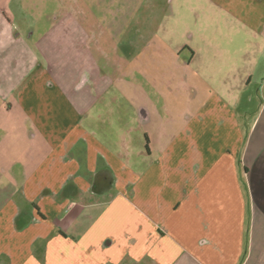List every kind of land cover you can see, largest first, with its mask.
I'll return each mask as SVG.
<instances>
[{
	"label": "crops",
	"instance_id": "0c3cea01",
	"mask_svg": "<svg viewBox=\"0 0 264 264\" xmlns=\"http://www.w3.org/2000/svg\"><path fill=\"white\" fill-rule=\"evenodd\" d=\"M21 2L0 0L12 46ZM60 2L0 79V261L264 264V0ZM182 12L203 58L145 35Z\"/></svg>",
	"mask_w": 264,
	"mask_h": 264
},
{
	"label": "rangeland",
	"instance_id": "374dc122",
	"mask_svg": "<svg viewBox=\"0 0 264 264\" xmlns=\"http://www.w3.org/2000/svg\"><path fill=\"white\" fill-rule=\"evenodd\" d=\"M17 3L18 2L15 3L14 8H17L16 7ZM21 4L25 9V16L18 17L16 22L24 27V38L19 40V46L20 45L24 46L25 48H21V49H23L24 52H27L26 45H22V44L32 43V40H29L27 37L29 32L28 27L34 25V27L39 32L36 36H39L40 31L43 30L48 24H50L49 16L55 11H59L61 9L64 10V9L61 7L60 0H22ZM177 10L184 11L183 9H181V6L180 8H177ZM179 17L181 19L179 23L177 21L179 27H175V28L172 27V29H167L168 27L161 26V22L164 19L163 17H159L157 19L156 16H148V17L143 16V18H141L142 21H145L144 19L158 20L156 21L157 23L152 21L153 26L147 22L148 23L146 28L147 31L145 33L147 39L154 40V36L166 31L167 39L169 40V43L166 45V50L168 49L172 51L181 45L189 44L192 48L198 51V53H200L203 58L204 53L202 52L204 50V45H203L201 33L199 32L200 28L203 26L201 19L195 18L191 13H185V12H182ZM176 20L177 19H175L174 21ZM226 20H229L227 22L228 25L232 26L235 24V21L231 18H228L227 16H222L221 19L219 18L218 22L225 23ZM168 22H169L168 20H165L164 23L162 24H166ZM213 23H215V21ZM129 36L130 38L128 40H134L133 37L134 35L129 34ZM137 41L140 40L138 39ZM19 46L17 45L12 46L11 42L7 38V34L0 32V48H1L0 51L4 52L5 55L8 54L9 56H11L10 59H5V60L0 59V79L3 81H6L7 79L12 78L13 76H15V78L19 77L22 74V71L24 73H28L30 70V66L28 62H22V60L18 59L20 58L19 54L21 53V49H19ZM182 56L187 58L186 53L185 54L183 53ZM16 65H18L17 68L15 67ZM3 83H7L9 85L16 84L15 82H11V81H6ZM8 198H9L8 192H0V203ZM0 264H5V262L0 261Z\"/></svg>",
	"mask_w": 264,
	"mask_h": 264
}]
</instances>
